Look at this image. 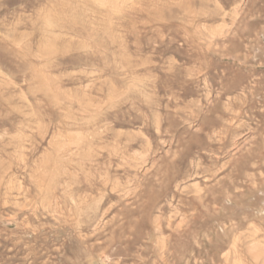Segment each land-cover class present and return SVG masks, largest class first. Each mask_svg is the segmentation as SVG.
I'll return each instance as SVG.
<instances>
[{
	"label": "rangeland",
	"instance_id": "rangeland-1",
	"mask_svg": "<svg viewBox=\"0 0 264 264\" xmlns=\"http://www.w3.org/2000/svg\"><path fill=\"white\" fill-rule=\"evenodd\" d=\"M0 264H264V0H0Z\"/></svg>",
	"mask_w": 264,
	"mask_h": 264
}]
</instances>
